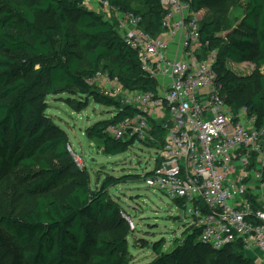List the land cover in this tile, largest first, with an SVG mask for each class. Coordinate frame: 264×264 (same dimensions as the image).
I'll return each instance as SVG.
<instances>
[{"label":"trees","instance_id":"16d2710c","mask_svg":"<svg viewBox=\"0 0 264 264\" xmlns=\"http://www.w3.org/2000/svg\"><path fill=\"white\" fill-rule=\"evenodd\" d=\"M82 1L0 0V176L6 169H21L35 179L30 187L38 193L32 207L22 215L0 210V264H135L127 237H112L108 232L119 221L128 228L125 212L110 190L145 178L151 170L142 176L106 172L95 175H100V182L90 183L87 168L79 166L68 150L67 133L48 113L47 98L65 94L73 110L83 109L91 101L113 109L108 118L85 129L86 136L100 142L108 156L126 152L135 140L159 152L170 120L169 116L161 121L146 118L147 135L152 140L141 139L132 131L128 132L132 141L109 132L110 127L121 125L139 111L105 94L95 85L96 76L107 74L125 89L155 96L156 79L140 69L137 51L125 43L115 24L100 12L85 8ZM208 1L191 0V11L208 10ZM107 2L120 13L140 17L138 26L151 36L163 31L162 0ZM133 3L138 6L133 7ZM39 15L54 16L57 23L41 25ZM71 15L75 34L69 27ZM199 32L206 44L200 58L204 59L206 52H217L213 64L216 83L221 85L220 92L233 93H225L229 109L237 112L246 107L259 124H264V74L257 77L258 89L245 96L244 86L250 78L231 76L224 66V60L242 63L246 59L256 67L264 65V0H250L240 24L232 29L226 27L225 13L220 10L199 22ZM50 57L54 61L33 72L38 60ZM62 177L68 188L58 199L50 189ZM200 235L201 227L190 224L170 251H163V239L155 241L151 244L155 257L139 264H182L185 257L198 264L197 251L203 247L211 250L216 264H255L239 241L213 249L202 243Z\"/></svg>","mask_w":264,"mask_h":264},{"label":"built area","instance_id":"2783aa9c","mask_svg":"<svg viewBox=\"0 0 264 264\" xmlns=\"http://www.w3.org/2000/svg\"><path fill=\"white\" fill-rule=\"evenodd\" d=\"M93 1L83 0L82 5ZM162 5L163 31L156 37L138 26L140 17L120 13L107 0L92 8L104 10L106 20L111 11L128 19L119 35L137 51L144 73L163 78L158 83L165 90L155 96L122 90L119 82L113 92L103 90L139 111L109 132L121 138L132 131L152 140L146 118L153 113L169 116L165 144L158 152L159 162L144 178L146 185L179 204L191 224L201 227L202 243L221 249L239 241L246 250H258L260 256L253 261L264 264V124L246 107L229 109L215 80L216 51L200 58L206 44L200 39L198 12L191 11V0H162ZM176 37L183 56L171 58L168 40ZM68 150L77 162L71 146ZM123 218L130 230L136 228L133 217L125 213Z\"/></svg>","mask_w":264,"mask_h":264},{"label":"rangeland","instance_id":"374dc122","mask_svg":"<svg viewBox=\"0 0 264 264\" xmlns=\"http://www.w3.org/2000/svg\"><path fill=\"white\" fill-rule=\"evenodd\" d=\"M101 0H94L85 8L92 9ZM250 0H210L208 1L209 9L201 8L198 11V20L202 22L208 19L212 13L220 10L225 13V25L232 29L240 24L243 18V12ZM133 7L138 6L133 3ZM104 14V10H100ZM74 15L70 16V31L75 34L72 26ZM109 19L115 24L120 31L127 26L128 19L123 14H116L111 11ZM37 22L41 25L56 24L54 16H37ZM217 58V52L215 59ZM55 58L38 60L33 68V72L40 66L45 65ZM224 66L228 69L231 76L250 78L245 88V96H249L253 91L258 89L257 77L264 74V65L256 67L251 60H245L242 63H234L224 60ZM117 79H111L107 74H100L94 83L102 90L113 92L118 85ZM157 84V93H164V87ZM122 90H126L120 83ZM242 83L239 84V87ZM128 90V89H127ZM223 96L233 95L229 92H221ZM226 93V94H225ZM64 98V99H63ZM67 95L60 97H48V113L54 117V122L58 127L63 129L70 141L71 150L77 157L79 166H85L89 172L90 183L101 181L99 176L95 175L104 173L120 176L122 174H139L151 170L158 157L156 149L148 148L138 140L129 144L126 152L115 156L103 154V148L100 142L89 139L85 134L86 127L95 121L108 118L113 109L105 108L94 102H89L83 109L73 110L66 102ZM155 120L161 121L165 116L153 113ZM138 124V123H137ZM143 134V132H142ZM125 140L132 137L128 133L122 136ZM146 140V138H145ZM132 141V138H131ZM52 164L57 162L50 159ZM102 170V173L100 172ZM102 177V176H101ZM35 179L28 176V173L21 169H6L0 176V210L4 214L19 216L29 210L35 202L38 193L31 190V184ZM68 184L65 177H62L51 189L50 193L61 199L67 190ZM112 194L121 204L124 212L133 217L136 228L130 230L123 221L117 222L108 228L112 237H127L128 250L132 254V261L135 264L150 262L155 253L151 249V244L160 239L164 240L163 251H170L174 247V240L180 238L182 233L191 224L190 218L186 216L179 205L161 191L146 185L144 178L139 177L132 182L118 184L111 188ZM91 231L95 233L96 228L91 226ZM196 260L198 264H216L215 257L207 247L200 248L197 251ZM182 264H195L192 259L185 257Z\"/></svg>","mask_w":264,"mask_h":264},{"label":"crops","instance_id":"0c3cea01","mask_svg":"<svg viewBox=\"0 0 264 264\" xmlns=\"http://www.w3.org/2000/svg\"><path fill=\"white\" fill-rule=\"evenodd\" d=\"M96 7V5H94V8ZM93 10V9H92ZM168 50H167V54L169 57L171 58H180L182 57V49H181V46H180V42H179V38L176 37V38H169L168 40ZM163 78L162 77H159L157 79V82L158 81H163L162 80ZM245 253L251 257L252 259L254 258H258L260 256V253L258 252V250H256L255 248H252L250 250H246L245 249Z\"/></svg>","mask_w":264,"mask_h":264}]
</instances>
